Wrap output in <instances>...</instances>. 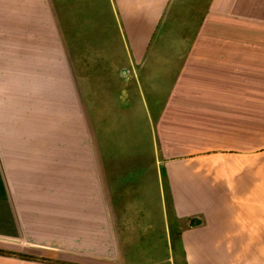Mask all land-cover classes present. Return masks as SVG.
Masks as SVG:
<instances>
[{"label":"crops","instance_id":"obj_1","mask_svg":"<svg viewBox=\"0 0 264 264\" xmlns=\"http://www.w3.org/2000/svg\"><path fill=\"white\" fill-rule=\"evenodd\" d=\"M0 251L264 264V0H0Z\"/></svg>","mask_w":264,"mask_h":264},{"label":"trees","instance_id":"obj_2","mask_svg":"<svg viewBox=\"0 0 264 264\" xmlns=\"http://www.w3.org/2000/svg\"><path fill=\"white\" fill-rule=\"evenodd\" d=\"M0 254L12 255L11 253L4 252V251H0ZM18 256L21 258H24L26 260H37V258L35 256H32V255H18ZM54 263L55 264H65V263H61V262H54Z\"/></svg>","mask_w":264,"mask_h":264}]
</instances>
